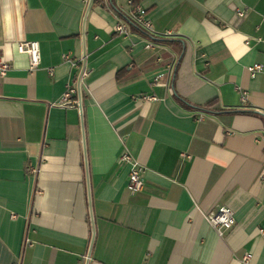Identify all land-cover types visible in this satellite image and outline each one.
I'll return each instance as SVG.
<instances>
[{"label": "crops", "instance_id": "1", "mask_svg": "<svg viewBox=\"0 0 264 264\" xmlns=\"http://www.w3.org/2000/svg\"><path fill=\"white\" fill-rule=\"evenodd\" d=\"M138 2L152 29L129 0H0V264L86 263V156L88 264H264V73L249 69L264 67V0ZM24 40L40 44L33 73ZM84 54L86 155L62 102ZM221 205L236 216L223 235L207 219Z\"/></svg>", "mask_w": 264, "mask_h": 264}, {"label": "built area", "instance_id": "2", "mask_svg": "<svg viewBox=\"0 0 264 264\" xmlns=\"http://www.w3.org/2000/svg\"><path fill=\"white\" fill-rule=\"evenodd\" d=\"M130 4L132 5V14H133V22L138 25H141L143 28L149 30L152 29V23L146 17V10L145 8L136 0H129ZM239 14L243 16L245 11H239ZM115 30L118 33L129 35L130 34V26L125 22H119L115 26ZM152 43H147L146 47H152ZM18 51L21 53H25L29 56V66L28 70L30 73H33L37 68H39L41 64V51H40V44L38 41L35 40H24L19 42L18 44ZM66 59H69L70 56L66 55ZM76 66L78 64H75ZM11 67V63L0 58V77H4L8 70ZM251 75L254 77L257 73L263 72L264 67L261 64H255L250 68ZM49 72L51 74L54 73V68H49ZM76 87L75 85L69 84L68 88L63 97V103L65 105L74 104L78 101L74 98L76 95ZM143 100H154L156 99L155 96L144 95L141 97ZM248 99V92L246 90H242L241 93V101L246 102ZM121 160L125 161L130 164V172L128 178V187L132 191L140 190L144 186V171L145 166L140 163L128 150H125L121 154ZM27 170L30 173H36L38 168L33 166L32 164H28ZM207 219L211 222L213 226H215L219 232V234L223 235L226 229L232 227L236 222L235 210L229 205H221L218 208L210 211L207 213ZM260 234L264 236V227L259 228ZM251 252H246L244 256V260L248 261L251 257Z\"/></svg>", "mask_w": 264, "mask_h": 264}, {"label": "water", "instance_id": "3", "mask_svg": "<svg viewBox=\"0 0 264 264\" xmlns=\"http://www.w3.org/2000/svg\"><path fill=\"white\" fill-rule=\"evenodd\" d=\"M95 0H89L88 4V10L90 9L91 5L93 4ZM83 39H85V32L83 31ZM86 70V54L83 55V60H82V67L80 70L79 74V80H78V85H77V94H78V107L80 110V115L82 119V132H83V143H84V151L85 155L87 154V149H86V140H85V125H84V105H83V91H82V77L84 75V72ZM86 161V175H87V186H88V198H89V207H90V220H91V225H92V237L90 241V246L86 258V263L88 264L91 252H92V246L94 243L95 239V234H96V227H95V218H94V211H93V206H92V196H91V183H90V174H89V166H88V160L87 156L85 157Z\"/></svg>", "mask_w": 264, "mask_h": 264}, {"label": "trees", "instance_id": "4", "mask_svg": "<svg viewBox=\"0 0 264 264\" xmlns=\"http://www.w3.org/2000/svg\"><path fill=\"white\" fill-rule=\"evenodd\" d=\"M99 1H100V2H103V0H99ZM136 1H138V0H136ZM132 25H133V26H136V27H140V26H141V25L136 24V23L133 22V21H132ZM141 27H142V26H141ZM141 29H142V28H141Z\"/></svg>", "mask_w": 264, "mask_h": 264}]
</instances>
